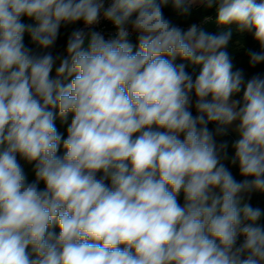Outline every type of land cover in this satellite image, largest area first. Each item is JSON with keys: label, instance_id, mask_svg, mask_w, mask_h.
<instances>
[{"label": "clouds", "instance_id": "9594fccd", "mask_svg": "<svg viewBox=\"0 0 264 264\" xmlns=\"http://www.w3.org/2000/svg\"><path fill=\"white\" fill-rule=\"evenodd\" d=\"M169 5L226 30H185ZM232 25L264 63V0H0V264H264V210L242 195L264 193V76L233 70ZM229 129L251 179L222 162Z\"/></svg>", "mask_w": 264, "mask_h": 264}, {"label": "trees", "instance_id": "16d2710c", "mask_svg": "<svg viewBox=\"0 0 264 264\" xmlns=\"http://www.w3.org/2000/svg\"><path fill=\"white\" fill-rule=\"evenodd\" d=\"M165 16L169 19H171L173 21V23L177 24V25H181V26H185V25H189L192 23H198V22H203L202 26L200 29L208 32V33H213V34H218L221 31H224L226 29H224L222 26H218L214 19L212 20H205L204 17L205 15L208 16H215L214 11H209L207 13H205L202 9H198V8H194L193 9V14L188 17V18H178L176 17L175 13L173 12L171 6H167L163 9ZM23 22L24 23H33L32 20H29L27 18H23ZM80 25V23L76 24V25H71L68 27H64L62 26L60 29V36L56 42V45L54 46V48H52L50 51H52L53 55H59L62 50L65 48L66 46V42H67V38L70 35L71 31L74 30L75 28H78V26ZM232 30H233V36L231 38L229 47L227 48V51L229 52L232 62H233V70H237L240 69L243 71V74L245 76V79H249L251 78L253 75L256 74H260L262 76H264V63H261L259 65H256L255 67H253L250 63H249V51H261L260 45L257 41L254 40L253 38V33L251 32H245V33H238L236 32V26L232 25L231 26ZM239 41V43H237ZM24 42L25 45L33 48L35 50V45H33L30 41V37L25 34V38H24ZM132 43H136V41L133 39L131 41ZM181 61H179V59L177 60V63H180ZM187 71H189V73L193 74V76L195 77L196 74H198L199 72V67L198 66H192L189 65L187 68ZM242 97V91L241 93H239L237 95L236 98H241ZM195 98V97H193ZM195 103V101H194ZM193 103V104H194ZM193 114L195 115V108L193 107L192 109ZM71 118H72V114H69L67 121H61V119L59 117H57L55 123L58 129V132H60L64 138H66L67 136V127L71 122ZM209 129L210 131H214L215 129V125L214 124H209ZM236 139L231 135V134H227L225 136H218L216 137V142L217 144L227 141L228 143V148H227V156L228 158L223 160L224 164L226 165V167L229 168V170L232 172L234 178L237 181H243L244 179H251L246 178V177H242L239 174V168L238 165H233L231 163V158L232 156H234V149L232 147L233 142ZM58 155H63V149L61 148V150L58 152ZM20 158L18 157V160ZM20 163L22 165V167L25 170V173L28 175L29 181L31 182L32 180L35 179V174L33 171V165H29L27 164L25 161L20 160ZM39 187L42 189L44 187L43 183H41L39 185ZM245 201L247 203H250L253 207H260L262 210H264V193H260V192H256V191H252L249 193H243L242 194ZM180 202L183 203V196L181 194L180 196ZM261 224H264V217H262ZM58 232V229H57Z\"/></svg>", "mask_w": 264, "mask_h": 264}, {"label": "built area", "instance_id": "2783aa9c", "mask_svg": "<svg viewBox=\"0 0 264 264\" xmlns=\"http://www.w3.org/2000/svg\"><path fill=\"white\" fill-rule=\"evenodd\" d=\"M106 6H107V3H106ZM192 24H196L199 28H201L203 22L192 23ZM192 24L185 25V26H181V25H178V26L187 30V28L190 27ZM80 27H84V25L80 23L78 28ZM90 30L100 31L102 34L105 35L106 38H109L110 36L114 34V28L112 27L111 22L104 20L103 16H101L100 22L92 26ZM129 39L130 41H132L133 39L136 41L135 34L131 35Z\"/></svg>", "mask_w": 264, "mask_h": 264}, {"label": "rangeland", "instance_id": "374dc122", "mask_svg": "<svg viewBox=\"0 0 264 264\" xmlns=\"http://www.w3.org/2000/svg\"><path fill=\"white\" fill-rule=\"evenodd\" d=\"M65 48H66V46H65ZM65 48L62 50V52L59 55L65 54ZM194 101H195V98H193V103H194ZM228 133L231 134L235 139H238V136L236 135V133L233 130L229 129ZM222 162L224 163L223 160H222Z\"/></svg>", "mask_w": 264, "mask_h": 264}, {"label": "crops", "instance_id": "0c3cea01", "mask_svg": "<svg viewBox=\"0 0 264 264\" xmlns=\"http://www.w3.org/2000/svg\"><path fill=\"white\" fill-rule=\"evenodd\" d=\"M33 23H34V22H33ZM244 202H246L245 199H244Z\"/></svg>", "mask_w": 264, "mask_h": 264}]
</instances>
